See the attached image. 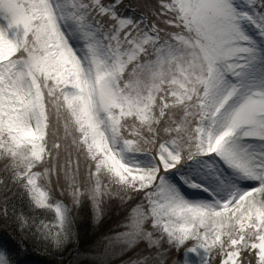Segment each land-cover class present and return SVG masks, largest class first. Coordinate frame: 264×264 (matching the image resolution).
<instances>
[{"label": "snow or ice", "instance_id": "snow-or-ice-1", "mask_svg": "<svg viewBox=\"0 0 264 264\" xmlns=\"http://www.w3.org/2000/svg\"><path fill=\"white\" fill-rule=\"evenodd\" d=\"M0 233L61 264H264V0H0Z\"/></svg>", "mask_w": 264, "mask_h": 264}, {"label": "trees", "instance_id": "trees-1", "mask_svg": "<svg viewBox=\"0 0 264 264\" xmlns=\"http://www.w3.org/2000/svg\"><path fill=\"white\" fill-rule=\"evenodd\" d=\"M119 214V205L113 202L107 217L99 225H94L91 209L85 205L76 222L80 246L88 247L95 244L100 236L114 228L119 219ZM0 244L8 247L14 256L16 264H61L59 257L62 254H48L43 252V250H37L38 246L31 242L28 243L26 249H22L19 243L6 233H0ZM69 246L73 247L74 245ZM64 264H67V260L64 261ZM113 264H118V262L113 261Z\"/></svg>", "mask_w": 264, "mask_h": 264}, {"label": "rangeland", "instance_id": "rangeland-1", "mask_svg": "<svg viewBox=\"0 0 264 264\" xmlns=\"http://www.w3.org/2000/svg\"><path fill=\"white\" fill-rule=\"evenodd\" d=\"M180 175H189V176H191V178L193 180H196L199 183L213 184L214 178L208 176L206 171L200 169L199 166L196 164H189V165H186V167L181 170L180 174L173 173L170 178L177 181V183H178L177 185H179V187L181 189L188 190L189 192H191V195H193L192 196L193 198H197L199 200L208 198L209 194L207 192H205L201 188H193V187H190L189 185L185 184L180 179ZM69 248H71V246H69Z\"/></svg>", "mask_w": 264, "mask_h": 264}, {"label": "bare ground", "instance_id": "bare-ground-1", "mask_svg": "<svg viewBox=\"0 0 264 264\" xmlns=\"http://www.w3.org/2000/svg\"><path fill=\"white\" fill-rule=\"evenodd\" d=\"M184 194H185V196L189 199V197L188 196H190V195H188V193H186V192H183ZM193 200H199V199H197V198H194Z\"/></svg>", "mask_w": 264, "mask_h": 264}]
</instances>
